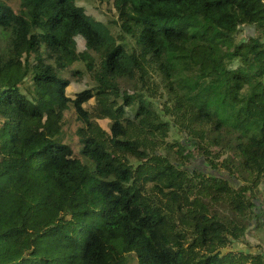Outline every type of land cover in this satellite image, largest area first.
Listing matches in <instances>:
<instances>
[{
  "label": "trees",
  "instance_id": "trees-1",
  "mask_svg": "<svg viewBox=\"0 0 264 264\" xmlns=\"http://www.w3.org/2000/svg\"><path fill=\"white\" fill-rule=\"evenodd\" d=\"M90 1L0 0V264H264V0Z\"/></svg>",
  "mask_w": 264,
  "mask_h": 264
},
{
  "label": "rangeland",
  "instance_id": "rangeland-1",
  "mask_svg": "<svg viewBox=\"0 0 264 264\" xmlns=\"http://www.w3.org/2000/svg\"><path fill=\"white\" fill-rule=\"evenodd\" d=\"M80 5H83L87 12L91 13L92 15H94V17H97L101 20H103V16L102 14L99 12L98 9H96V6H97V3H95V6H93L92 2L90 0H80ZM252 31V29L249 27L247 29H243V31L238 35L240 38L244 37L245 34H248ZM83 40L82 38L78 37L77 38V46H78V49H82L83 48ZM25 87V84L21 87L22 89H24ZM76 86L68 89V94L69 95H72L73 91L76 90ZM105 122L104 121H101V124H104ZM225 157H221L219 160L220 161H223ZM195 162H198L196 165L197 168H200V170H202L204 173L208 174L210 171H212L208 166L207 164H205L202 159H195V161L193 162V164ZM213 172V171H212ZM213 173H216V172H213ZM222 174V173H221ZM226 176V175H225ZM227 177V176H226ZM234 183L237 184V182L235 181ZM261 189L263 190V187L262 185H260ZM248 238L249 240L251 241V244L252 245H264V228H258L257 227V221H254V225L252 226L251 228V233L248 234ZM237 250H243V251H246V252H256L257 249H255L254 247L252 248V250H249L245 245H243L242 243L238 242L237 243V246L236 247H233ZM260 248L264 249V246H260ZM258 252V251H257Z\"/></svg>",
  "mask_w": 264,
  "mask_h": 264
}]
</instances>
